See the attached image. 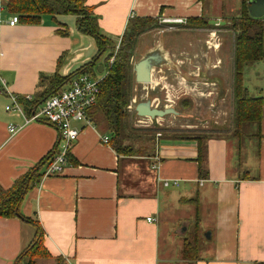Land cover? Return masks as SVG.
Returning a JSON list of instances; mask_svg holds the SVG:
<instances>
[{
  "label": "crops",
  "instance_id": "0c3cea01",
  "mask_svg": "<svg viewBox=\"0 0 264 264\" xmlns=\"http://www.w3.org/2000/svg\"><path fill=\"white\" fill-rule=\"evenodd\" d=\"M8 1L0 0V187L3 190H9L46 156L61 149L55 126L43 120L25 122L26 117L39 112L49 97L25 108L45 91L46 86L40 85L42 77L57 75L70 77L71 81L75 72L97 53L94 40L77 32L74 16L55 19L43 16L37 26L19 21L9 26L11 17L17 15L8 13ZM83 1L97 17L101 34L117 44L132 18L181 20L182 23L173 25L183 29L187 20L203 19L213 28L186 31H211L209 37H213L216 32L226 30L233 35L232 30L225 29V24L238 13L242 0L230 18L225 19L228 23H224L229 12L226 0H211L207 9L204 0ZM204 42L209 51L218 52L219 43ZM206 60L210 68H220V58L213 64L209 58ZM261 70L258 67L255 72ZM254 78L249 77V81L259 80ZM243 84L250 95L264 97V86L254 85L258 88L255 92L245 86V70ZM10 96L22 101L18 102L23 113L5 110L12 105ZM27 97L31 99L27 101ZM9 126L18 131L10 136ZM72 126L81 130L70 151L74 164L65 166L60 175L42 178L28 190L20 206L21 216L37 221L44 232L43 246L49 258L38 259L36 264L39 261L49 264H264V106L260 142L251 137V129L246 131L250 136L246 134L244 139L233 137L231 120L228 130L215 129L202 135L162 137L159 133L157 136L161 138L154 142L152 154L148 156H118L101 141L102 136L109 137V134L94 126L84 127L80 123ZM204 135L208 139L204 142L206 152L200 171L195 137ZM251 141L255 150L251 149ZM242 157L249 159L240 173L236 160ZM249 166L255 168L253 175L249 174L253 169ZM164 181L170 186L164 187ZM188 201L211 202L213 225L203 228L196 207L192 235L181 243L175 239L172 227L160 224V217ZM147 218L154 221L149 223ZM34 233V226L19 218H0V264H13L30 244ZM195 234L199 239L197 259H184V241ZM202 234L206 240L200 248Z\"/></svg>",
  "mask_w": 264,
  "mask_h": 264
},
{
  "label": "trees",
  "instance_id": "16d2710c",
  "mask_svg": "<svg viewBox=\"0 0 264 264\" xmlns=\"http://www.w3.org/2000/svg\"><path fill=\"white\" fill-rule=\"evenodd\" d=\"M247 6V0H242L240 10L236 14L237 19L234 17L228 23L234 33L232 48V136L244 139L246 134L249 135L246 131L251 129L253 131L252 134L250 132L251 137L260 142L264 97L250 95L244 87L243 77L246 66L264 61V18H251ZM6 9L8 13L17 15L19 23L22 22L29 26L39 25L43 16H50L53 19L56 16L75 17L77 32L91 37L97 48L95 57L75 74L83 73L96 78L98 66L106 71V76L99 84L100 93L97 101L88 110L87 115L96 129L109 134L110 139L107 145L118 156L136 155L133 148L124 144L123 135L126 127L124 122L127 116L126 107L131 98V88L134 83L132 66L129 61L138 36L147 30L148 27L145 25L154 23V20L140 18L128 20L123 35L115 44L101 34L97 17L90 8L86 7L83 0H9ZM184 25V28L188 30L213 28L203 19H190ZM116 46H118L117 51L115 50ZM105 54L104 61L99 62V59ZM112 56H114V60L109 65L108 62ZM42 79L40 85L46 86L45 91L39 93L34 102L27 104L28 106L25 105V108L31 107L32 104H38L47 95L58 93L70 81V77L59 78L57 75L42 77ZM18 101L22 102L20 99ZM195 139L198 145L196 159L201 171L206 152L204 142L208 139V135L197 136ZM51 159L52 155L46 156L25 176L15 181L9 190H3L0 187V218H19L21 221L33 225L35 229L32 241L15 258L13 264H36L38 259L49 258L43 246V230L37 221L21 216L20 206L28 190L39 184L44 178L45 168ZM67 161L68 165L74 164L70 154L67 155ZM190 240L184 241L182 257L184 259H197L196 252L199 239L195 234Z\"/></svg>",
  "mask_w": 264,
  "mask_h": 264
},
{
  "label": "rangeland",
  "instance_id": "374dc122",
  "mask_svg": "<svg viewBox=\"0 0 264 264\" xmlns=\"http://www.w3.org/2000/svg\"><path fill=\"white\" fill-rule=\"evenodd\" d=\"M226 1L229 3V12L225 14L224 23H228V20L225 19L227 17V19L230 18V15L234 13L233 11L240 3V0ZM210 2L211 0H204L206 9L210 7ZM174 23L176 22L154 19V23L151 22L145 25L148 28L138 36L129 61L133 67V64L143 53L162 37L164 48L169 51L172 61L177 63L180 71V73L170 69L156 71L153 72L150 84L133 83L131 98L126 107L127 116L124 119L126 127L123 135L125 138L124 144L129 148H133L137 155H151L154 149V142L159 138L157 136L159 133L162 137L167 135H202L203 133H211L215 129L220 130L223 128V130H228L231 125L232 90L230 91L229 87L232 86V32L220 30L216 32L215 36L209 37L211 31H186L185 28L183 29L179 25H173ZM225 27V29L230 28L231 30L230 24ZM204 40H209L211 45L219 43L218 52L209 51ZM117 49L118 46H116L115 50L117 51ZM105 57L106 54L99 59V62H103ZM111 58L114 59V56ZM206 58L212 60V64L216 58H220V68H210ZM258 67H262L263 70L255 72ZM202 73L207 77L209 75H217L221 79L222 88L224 89L222 90L221 98L219 94H216L215 85H211L200 78ZM254 76L259 80H256ZM96 77L100 78L102 74L97 73ZM249 77L254 78L255 83L253 80L249 81ZM262 84H264V62L246 66L245 86L250 91L253 90L255 92L258 88L254 87V85L264 86ZM146 100L151 101L153 108L160 110L172 108L177 115L169 114L163 118L150 120L138 117L134 111L135 106ZM251 142V149L255 150L254 141ZM247 159L242 157L236 160V167L240 173L243 170L242 166L247 164ZM255 162L257 165L258 161L255 160ZM249 167L253 168L250 169L251 171L249 170V174L253 175L255 168L254 166ZM195 198V195L191 197L193 200ZM183 204L172 207L170 214L160 217V224L172 227L175 232V239L180 240L181 243L183 239H189L192 235L193 227L191 222H193L196 207L198 208L199 217L203 221V228H211L213 225V204L211 202L201 201L197 203L188 201ZM164 230H166V227H164ZM205 234L201 236L200 248L206 240ZM164 241V235H162V251ZM37 264H49V262L39 261Z\"/></svg>",
  "mask_w": 264,
  "mask_h": 264
},
{
  "label": "built area",
  "instance_id": "2783aa9c",
  "mask_svg": "<svg viewBox=\"0 0 264 264\" xmlns=\"http://www.w3.org/2000/svg\"><path fill=\"white\" fill-rule=\"evenodd\" d=\"M173 22L182 23L181 20ZM17 23V16H12L8 22L9 26H14ZM113 60V58L109 59V65L113 63ZM101 74L102 77L100 78H92L83 73L74 76L65 89L60 90L54 95H50L44 100L39 112L26 117V123L43 120L55 126L59 133L61 149L55 154H52V159L45 168L44 177L60 175L63 172L64 167L68 165L67 155L70 154L71 149L78 141L81 133L80 129L72 126V123H80L84 127L93 126L87 112L97 101V97L100 93L99 84L106 76V71H103ZM2 85H4V82H2ZM10 97L12 105L7 106L5 110L7 112L16 111L23 113L17 98ZM30 99V97L26 98L27 101ZM147 119L150 120V118ZM17 131L18 129L16 127H8V133L10 136ZM101 141L103 144L107 145L109 137L102 136ZM174 184L177 185L176 182ZM163 186L167 188L170 184L169 182L164 181ZM146 221L151 223L154 219L147 218Z\"/></svg>",
  "mask_w": 264,
  "mask_h": 264
},
{
  "label": "water",
  "instance_id": "95a60500",
  "mask_svg": "<svg viewBox=\"0 0 264 264\" xmlns=\"http://www.w3.org/2000/svg\"><path fill=\"white\" fill-rule=\"evenodd\" d=\"M247 10L249 16L254 19L264 17V0H247ZM165 69L179 72L178 65L172 61L170 53L164 48V40L160 37L157 42L147 49L143 55L133 64L132 72L134 82L137 84H150L152 82L153 72ZM103 68L99 67V74ZM223 91L219 94L221 98ZM138 117H146L150 119L163 118L169 114L177 115L172 108L156 109L152 107L151 101L146 100L140 102L134 109Z\"/></svg>",
  "mask_w": 264,
  "mask_h": 264
},
{
  "label": "flooded vegetation",
  "instance_id": "af4514ba",
  "mask_svg": "<svg viewBox=\"0 0 264 264\" xmlns=\"http://www.w3.org/2000/svg\"><path fill=\"white\" fill-rule=\"evenodd\" d=\"M158 71V70H157ZM200 78H202V80H206L207 83L211 84V85H215L216 86V94H220L222 90H224L222 88V82L221 79L219 77H217V75H209L208 77L206 75H204L203 73L200 75Z\"/></svg>",
  "mask_w": 264,
  "mask_h": 264
}]
</instances>
